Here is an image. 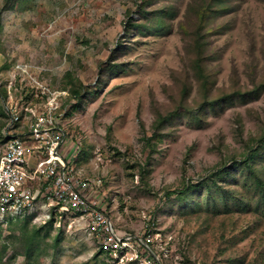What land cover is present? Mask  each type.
<instances>
[{
	"label": "rangeland",
	"instance_id": "rangeland-1",
	"mask_svg": "<svg viewBox=\"0 0 264 264\" xmlns=\"http://www.w3.org/2000/svg\"><path fill=\"white\" fill-rule=\"evenodd\" d=\"M8 104L56 107L136 255L57 213L0 225V264H264V0H0V123Z\"/></svg>",
	"mask_w": 264,
	"mask_h": 264
},
{
	"label": "built area",
	"instance_id": "built-area-1",
	"mask_svg": "<svg viewBox=\"0 0 264 264\" xmlns=\"http://www.w3.org/2000/svg\"><path fill=\"white\" fill-rule=\"evenodd\" d=\"M55 110L51 105L20 110L8 104L4 108L7 120L0 136V225L28 218L45 222L57 213H70L85 220L86 230L105 251L116 257L131 249L136 255L134 237L117 230L91 198L94 185L71 163L67 133ZM141 243L147 246L144 240Z\"/></svg>",
	"mask_w": 264,
	"mask_h": 264
},
{
	"label": "trees",
	"instance_id": "trees-1",
	"mask_svg": "<svg viewBox=\"0 0 264 264\" xmlns=\"http://www.w3.org/2000/svg\"><path fill=\"white\" fill-rule=\"evenodd\" d=\"M14 1L15 0H3V5H4V7H10L13 4ZM161 19H162V16H159L157 18V23L155 24V27L154 26H151V28H149V29H154V28L156 29V28H159V27L162 28L163 27L162 26L163 23L161 22ZM132 25H133L134 28L147 27V26H145L143 24L142 25L141 24L138 25L136 23H134ZM200 62L201 61L198 59L196 61V63H195V68H196V71H197V74H198L199 77L201 75L203 76V74H202V67L200 65ZM114 69H116V66L115 65L114 66H110L109 71H113ZM67 75H69V78H71V76H70L69 73H67ZM76 83H78V81L75 82L74 80H71V79L69 80V93H70V95L72 97H74V98H76L78 100V102H77L78 104H81L83 102V96H82L83 94H82V91H83L84 86L81 83L80 84L79 83L76 84ZM84 93H88V90L84 91ZM175 114L176 115H180V112L176 111V112H174L172 114L169 113V114H166V115L158 114L157 115V118H156V121L153 124L154 127H155V130H157L158 128H160V126H162V124L164 122L172 119L173 115H175ZM5 125H6V118H5V121H3V122L0 123V128H1L0 131L5 127ZM0 142H1V140H0ZM260 151H261V147L260 146H257L254 149L253 148L250 149L248 151V153H247L248 155L243 160V166L246 169H248V171L250 172V174L252 176V180L255 183V185H257V186H259L261 188V187H263V182H262V180H261L260 177H257L256 176L253 167L250 165V162L254 161L256 158H258L261 155L260 154L261 153ZM233 167H235V165ZM173 193H178V191H175Z\"/></svg>",
	"mask_w": 264,
	"mask_h": 264
}]
</instances>
